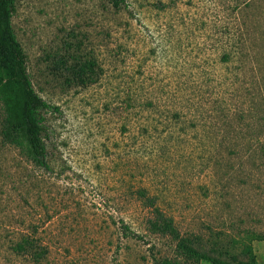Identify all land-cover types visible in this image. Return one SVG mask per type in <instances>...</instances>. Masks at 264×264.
<instances>
[{
  "label": "rangeland",
  "instance_id": "1",
  "mask_svg": "<svg viewBox=\"0 0 264 264\" xmlns=\"http://www.w3.org/2000/svg\"><path fill=\"white\" fill-rule=\"evenodd\" d=\"M11 23L51 106L49 169L0 136V264H35L8 251L22 237L39 264L180 260L138 190L206 249L264 233V0H20ZM77 61L95 83L72 81Z\"/></svg>",
  "mask_w": 264,
  "mask_h": 264
},
{
  "label": "trees",
  "instance_id": "2",
  "mask_svg": "<svg viewBox=\"0 0 264 264\" xmlns=\"http://www.w3.org/2000/svg\"><path fill=\"white\" fill-rule=\"evenodd\" d=\"M20 0H0V102L3 116L0 121V136L4 143L17 146L36 167L48 170L46 145L44 142L43 113L51 106L33 90L26 69V56L12 29L15 3ZM118 9L125 0H106ZM227 62L228 57L223 56ZM72 81L86 87L96 82L95 64L91 61H77L70 70ZM137 198L145 208L153 210L154 218L149 222L152 234L169 237L175 243V252L180 260L153 257V264H257L252 242L264 241L263 234H249L241 240L240 256L230 254L226 249L204 248L188 237L179 236L173 222L165 218L156 205V199L148 197L144 190H138ZM16 257H28L35 264L45 259L47 251L29 237L12 242L8 248Z\"/></svg>",
  "mask_w": 264,
  "mask_h": 264
}]
</instances>
